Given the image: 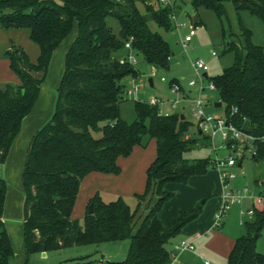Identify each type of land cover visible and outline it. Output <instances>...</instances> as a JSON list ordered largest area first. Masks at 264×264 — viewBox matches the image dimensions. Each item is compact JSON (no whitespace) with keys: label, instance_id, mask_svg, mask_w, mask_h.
<instances>
[{"label":"trees","instance_id":"obj_1","mask_svg":"<svg viewBox=\"0 0 264 264\" xmlns=\"http://www.w3.org/2000/svg\"><path fill=\"white\" fill-rule=\"evenodd\" d=\"M227 0H192L196 10L208 8L228 20ZM152 0H0V27L28 28L41 48L37 62L26 50L12 46L11 67L21 83L0 88V169L32 112L44 84L54 51L78 23V35L66 57L65 72L51 119L32 137L23 171L24 236L27 255L72 246L130 240L126 258L120 264H168V243L189 222L198 218V203L168 224L159 218L163 205L174 196L169 182L187 183L192 176L212 168V159L188 158L199 137L190 135L193 123L181 112L158 114L159 107L146 100L135 101L136 119L125 120L121 103L126 99L124 79L140 71L116 54L132 50L156 70H168L172 57L169 42L153 31L154 20L165 30L176 26L172 4ZM239 13L248 10L264 23V0H232ZM139 3L144 5L141 9ZM200 22L199 13H197ZM119 24L115 32L108 19ZM240 33L228 42L234 62L220 75L209 77L217 86L224 115L237 126L250 125L255 160H264V48L253 42L252 32L240 26ZM224 35L226 32L224 31ZM173 81L180 82L177 78ZM236 109V111L234 110ZM100 133L96 136L95 133ZM203 137V136H202ZM157 143L156 158L147 169L145 190L136 194L132 208L123 196L106 201L97 192L87 205L83 223L72 218L81 184L91 172L120 174L121 157L137 145ZM8 183L0 175V264H11L14 249L3 219ZM93 213H89L90 205ZM144 207V208H143ZM143 209V218L142 216ZM264 230V207L246 224L226 264H264L257 248ZM91 261L81 260V264Z\"/></svg>","mask_w":264,"mask_h":264},{"label":"crops","instance_id":"obj_2","mask_svg":"<svg viewBox=\"0 0 264 264\" xmlns=\"http://www.w3.org/2000/svg\"><path fill=\"white\" fill-rule=\"evenodd\" d=\"M74 29H76V33L70 35ZM73 30L54 51L50 69L42 85L39 98L32 112L25 118L22 130L16 137L0 173L8 183L3 219L6 223L12 247L15 252L14 264H17V262L21 264L22 259H24V251L26 252L24 227L21 221L17 223L20 219L19 208L22 206L23 201L20 190L22 189L26 153L34 134L51 119L54 112L56 91L58 92L65 72L66 57L78 35L77 22ZM13 45L24 48L33 62H37L41 55V48L32 40L31 32L28 28L5 29L0 27V88H5L8 83H21L19 76L11 67L9 53ZM56 59L63 61L64 69L63 72L54 75L52 67ZM182 79H185V77H182ZM183 83H181L183 92L180 94L175 93V98L184 97L179 103V106H181H178L181 111L177 112H181L185 115L187 106H190V104L192 105V99L198 95L199 90L197 87H188L187 89V86L185 87ZM50 84H53L52 89V86H49ZM153 86L154 83L151 87ZM215 92L216 91L206 89L203 94L210 100V98H214ZM168 98L170 97H167V99ZM217 101H220L219 98ZM220 107L224 109L223 103ZM198 132L205 137L199 129ZM190 135L194 134L190 133ZM152 142H155V154L153 152L154 144ZM151 143L153 147L150 151H148V146L144 147L137 145L129 156L121 157L118 161L122 168L120 174L91 172L84 178L78 194L81 213L84 214V216L90 199L97 192L102 193L103 197L111 193L123 196L136 195L144 192L147 169L156 158L157 153L156 140L154 138L151 139ZM242 162L243 161L239 163L240 167L242 166ZM212 168L213 170L209 169L206 174L192 176L187 183L169 182L165 185V189L174 192V196L163 205L160 211L159 218L162 223L168 224L174 218L178 217L181 212L192 209L198 203L203 206L200 216L186 224L179 233V237L168 243V249L171 254H178V260L188 264H206V261H209V264H226L236 239L246 232V228H238L234 224L232 225V223L237 217L239 221L241 209L251 206L252 203L249 200L244 201L242 204L234 205L230 212L226 214L222 224L217 227L214 226L215 215L223 203V195L227 191V188L221 179L218 169ZM237 178L238 177L235 179ZM234 180L229 182L228 188L236 189L243 185L240 183L235 184L233 182ZM13 182L15 184H13ZM253 189L256 192L264 193V179H256ZM202 199L204 200L201 202ZM13 207L15 208L14 210H12ZM73 212L72 218L75 219ZM252 219L253 217H248L246 221L249 222ZM239 224L242 227H246L247 223L242 225L239 222ZM184 239L194 242L196 246L195 251H183L179 253L176 249V245ZM257 248L260 252L264 253V230L261 237L258 239ZM128 250L129 246L123 256H121V259L115 261L120 264V262L126 258ZM47 254L48 253H46V255ZM99 264L104 263L100 261ZM171 264L179 263L174 262Z\"/></svg>","mask_w":264,"mask_h":264},{"label":"rangeland","instance_id":"obj_3","mask_svg":"<svg viewBox=\"0 0 264 264\" xmlns=\"http://www.w3.org/2000/svg\"><path fill=\"white\" fill-rule=\"evenodd\" d=\"M156 4L160 3L159 0H152ZM169 3L172 4L177 15V21H174L176 26L172 30H165L160 27L154 20L149 22L150 28L153 31H157L162 34V36L169 42L172 49V57L170 60V68L168 70H155L152 66L143 58L141 54H137L132 51H120L116 55L120 58H127L129 54L135 58L134 66L140 71V75L135 78L133 75H129L124 79L126 85L125 100L121 103V113L125 120L132 122L136 119L135 112V101L136 100H149L152 96H162V98L170 97L175 98V93L173 92L170 82L177 78L183 83L186 87L187 83L190 80L197 79V74L193 63L198 59H203L209 66L208 76H217L220 75L225 67L230 66L234 62L235 55L233 52H225V48L228 42L234 39L233 35H230V32L240 33V26L243 25L245 28H248L252 32L253 42L262 46L264 48V23L256 15L251 14L248 10H241L237 13L232 0L226 1V9L228 20L220 18L216 15L214 11L208 8H199L196 10L192 0H169ZM141 9L144 10V5L139 3ZM161 5H166L161 2ZM199 13L200 22H194L193 16ZM109 24L114 28L115 32L119 31V24L117 20L113 18L108 19ZM182 23H185L184 26H181ZM195 25L197 27V33L194 35L193 40L187 44L186 47L183 46L182 40L185 35L188 33L190 26ZM224 31L226 35H224ZM76 33V29L73 30L72 34ZM213 51L216 54H213ZM62 60V59H61ZM63 61L58 59L55 60L53 64V74H59L63 72L64 66ZM165 78L166 81H163L162 78ZM185 77V79H182ZM153 79L154 86H150L149 79ZM50 84L49 86H52ZM53 86L51 87V89ZM188 89V87H187ZM129 90H133V93H130ZM58 92L56 91V100L57 101ZM219 98V94L216 91L214 93V98H210V104L207 107V110L216 114L223 115L224 109L222 107L215 108L214 102ZM181 106V105H180ZM179 106V107H180ZM183 106V104H182ZM179 107L177 111L179 110ZM185 115L187 119L193 123L191 127V133L199 137L200 143L193 148L192 150L185 153V156L188 158H213L215 151L213 148L212 140L209 137H202L198 132V120L193 112V107L187 106ZM96 136H100V133H95ZM153 152L155 154V142ZM151 140L148 142L146 147L148 151L152 149L153 144ZM215 143L219 148V145L222 143L221 138L217 137ZM237 159L238 163L236 166L232 167L230 170L233 173L237 174V179H233L234 183H240L243 186L253 188L256 179H264V160L257 161L252 157V154L246 152L244 147H237ZM230 153L229 150L218 149V154L220 156H227ZM27 156V153H26ZM242 162V166H239V163ZM213 170V168H210ZM2 168L0 169V173ZM21 177V176H20ZM232 181V180H231ZM177 183V182H176ZM13 184H15L13 182ZM237 187V188H241ZM236 188V189H237ZM8 190V188H7ZM20 193L23 196L22 206L19 208V221L22 222L24 227L23 214H24V187L22 182V189ZM119 195L108 194L105 195V200H112ZM123 198L126 202L132 207L137 206V198L135 195H123ZM204 199L201 200V202ZM144 208V207H143ZM15 208L13 207L12 210ZM5 210V209H4ZM21 216V217H20ZM75 219L80 220L83 223L84 214L81 213L80 202L77 198L75 209L73 212ZM143 218V209L142 216ZM243 217L240 215L233 221L238 228L245 229L242 227L239 222ZM248 219V217H244ZM179 237L177 234L170 242ZM169 242V243H170ZM130 240L122 241H112L105 242L102 244H90L84 246H72L66 249L56 250L49 252L46 256H43L41 252H30L28 255L24 251L21 264H81V260L91 261L88 264H99L100 261H103L104 264H119L117 261L121 259L124 252L128 249ZM15 253V252H14ZM117 260V261H115ZM18 261V260H17ZM111 261V262H109ZM11 264H14V259ZM18 264V262H17ZM20 264V263H19Z\"/></svg>","mask_w":264,"mask_h":264},{"label":"built area","instance_id":"obj_4","mask_svg":"<svg viewBox=\"0 0 264 264\" xmlns=\"http://www.w3.org/2000/svg\"><path fill=\"white\" fill-rule=\"evenodd\" d=\"M161 2L167 4L169 0H160ZM172 19L177 21L176 13H173ZM185 23H182L181 26H184ZM178 26V25H176ZM197 33V27L195 25H191L188 33L182 40V44L184 47L187 46L189 42L193 40L194 35ZM126 47L131 53L132 46L131 42L126 43ZM215 55L216 52L213 51ZM130 61L131 63H135V58L131 54L128 55L127 58L121 59L122 62ZM195 68L197 79L190 80L187 83V87L193 88L197 87L199 93L196 97L192 99L193 112L197 117L198 129L202 134L207 135L212 140L213 148H214V157L212 159V166L220 172L221 179L224 182L227 191L223 195V203L219 210L215 215L214 226H220L228 212L233 208L236 204H242L244 201L249 200L252 204L247 208L241 209L240 213L243 217L240 220L242 225H245L247 221L244 217H254L255 210L257 208L264 207V193L256 192L253 188H249L247 186H243L237 189L228 188V184L231 180L237 177L236 173L231 172V168L236 166L238 163L237 159V147L242 146L251 154H255V150L251 147L245 148V142L248 140H252L253 137L249 132L244 130V126H237L231 120H229L225 115H216L207 110V107L210 104V100L204 96L203 92L206 89L211 91H217V86L213 80L209 78V76H205V73H208L209 66L203 59H198L193 63ZM153 69H155L153 67ZM156 70V69H155ZM163 81L166 79L163 77ZM171 88L174 93L180 94L183 92V86L180 82L173 81L171 83ZM130 93H133V90H129ZM184 99V97H182ZM182 98H162L159 96L150 97L148 102L152 105H157L159 107L158 114L161 116H170L173 113L177 112L178 106ZM236 111V109H234ZM217 137L221 138L222 143L217 147L215 143V139ZM218 149L229 150L230 153L225 156H220L217 151ZM199 236V235H198ZM195 244L193 241L189 240H181L179 244L176 245V249L180 252L183 251H195ZM178 262L179 264H188L183 261L178 260V254H171V261L168 264ZM206 264H209V261H206Z\"/></svg>","mask_w":264,"mask_h":264},{"label":"water","instance_id":"obj_5","mask_svg":"<svg viewBox=\"0 0 264 264\" xmlns=\"http://www.w3.org/2000/svg\"><path fill=\"white\" fill-rule=\"evenodd\" d=\"M193 21L194 22H197L198 21V17H197L196 14L193 16ZM10 52H11V50H10ZM205 76H208V73H205ZM149 82H150V85L152 86L153 85V79L150 78L149 79ZM214 105H215V107H220V106H222V102L221 101H215L214 102ZM182 118H185V115L184 114H182ZM243 128H244V130L246 132H249V133L254 130V127H252L250 125H245ZM204 136L207 137V135H204ZM89 213H93V205L92 204L89 207ZM43 255H46V252H43Z\"/></svg>","mask_w":264,"mask_h":264}]
</instances>
